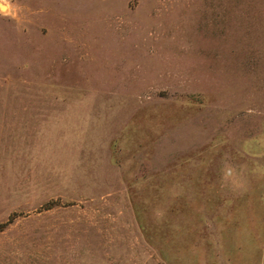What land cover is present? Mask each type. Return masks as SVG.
Here are the masks:
<instances>
[{
  "label": "rangeland",
  "instance_id": "1",
  "mask_svg": "<svg viewBox=\"0 0 264 264\" xmlns=\"http://www.w3.org/2000/svg\"><path fill=\"white\" fill-rule=\"evenodd\" d=\"M0 6V264H264V0Z\"/></svg>",
  "mask_w": 264,
  "mask_h": 264
},
{
  "label": "clouds",
  "instance_id": "2",
  "mask_svg": "<svg viewBox=\"0 0 264 264\" xmlns=\"http://www.w3.org/2000/svg\"><path fill=\"white\" fill-rule=\"evenodd\" d=\"M251 175L257 178H264V164H254L251 168ZM220 182L221 187L232 191L233 193L243 194L247 191L248 185L243 174L237 171V168L228 162V157L225 156L222 159V167L220 169ZM173 196L178 195V193H172ZM231 201H226L225 206L229 205ZM154 215L157 222L164 220L166 213L159 210H154ZM178 227V226H174Z\"/></svg>",
  "mask_w": 264,
  "mask_h": 264
},
{
  "label": "bare ground",
  "instance_id": "3",
  "mask_svg": "<svg viewBox=\"0 0 264 264\" xmlns=\"http://www.w3.org/2000/svg\"><path fill=\"white\" fill-rule=\"evenodd\" d=\"M1 7V6H0ZM2 8V7H1Z\"/></svg>",
  "mask_w": 264,
  "mask_h": 264
}]
</instances>
